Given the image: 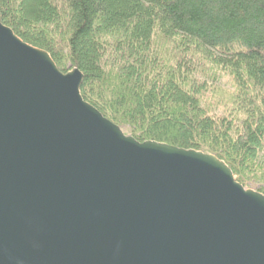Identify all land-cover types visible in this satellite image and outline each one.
<instances>
[{
  "label": "water",
  "instance_id": "95a60500",
  "mask_svg": "<svg viewBox=\"0 0 264 264\" xmlns=\"http://www.w3.org/2000/svg\"><path fill=\"white\" fill-rule=\"evenodd\" d=\"M0 22V264H264V194L140 143Z\"/></svg>",
  "mask_w": 264,
  "mask_h": 264
},
{
  "label": "trees",
  "instance_id": "16d2710c",
  "mask_svg": "<svg viewBox=\"0 0 264 264\" xmlns=\"http://www.w3.org/2000/svg\"><path fill=\"white\" fill-rule=\"evenodd\" d=\"M0 22L78 69L81 97L128 136L215 155L264 194V0H0ZM194 57L234 91L208 103Z\"/></svg>",
  "mask_w": 264,
  "mask_h": 264
},
{
  "label": "rangeland",
  "instance_id": "374dc122",
  "mask_svg": "<svg viewBox=\"0 0 264 264\" xmlns=\"http://www.w3.org/2000/svg\"><path fill=\"white\" fill-rule=\"evenodd\" d=\"M186 70L192 72V74H188V77L192 78L196 85L201 83L205 84L208 87V90L213 87L214 91H210L208 94L206 91L204 92V96L207 97L208 103H215L217 100L218 93H223L224 95L232 93L234 91V85L227 73L224 71H217L216 69L207 67L206 63L199 57H194L186 60L185 64ZM71 70H66V72H70ZM217 113H221L220 110H215ZM126 135V131H123ZM208 154V153H207ZM212 155V154H211ZM235 178V177H234ZM245 189L257 191V186L250 183Z\"/></svg>",
  "mask_w": 264,
  "mask_h": 264
}]
</instances>
